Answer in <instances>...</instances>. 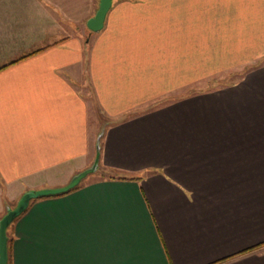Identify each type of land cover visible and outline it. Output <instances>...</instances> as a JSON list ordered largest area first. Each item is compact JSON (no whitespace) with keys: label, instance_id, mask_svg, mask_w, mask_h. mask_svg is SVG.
Masks as SVG:
<instances>
[{"label":"crops","instance_id":"0c3cea01","mask_svg":"<svg viewBox=\"0 0 264 264\" xmlns=\"http://www.w3.org/2000/svg\"><path fill=\"white\" fill-rule=\"evenodd\" d=\"M99 3L0 0L12 264H264V0Z\"/></svg>","mask_w":264,"mask_h":264},{"label":"water","instance_id":"95a60500","mask_svg":"<svg viewBox=\"0 0 264 264\" xmlns=\"http://www.w3.org/2000/svg\"><path fill=\"white\" fill-rule=\"evenodd\" d=\"M114 0H100V6L98 11L95 14V18L89 20L87 22V27L92 32H98L101 31L104 22L106 19V15L108 11L112 7V2ZM101 135L99 136L98 144H97V154L93 165L91 168L79 172V174L75 175L71 181L64 187H55V188H44L43 190H31L27 193H25L17 203V206L15 208H8L7 213L2 217L0 220V264H8L9 260V254H8V228L9 226L20 217V215L26 211L30 203L32 201L42 199L43 197H50V196H56L61 194H66L69 191L73 190L74 188L78 187L82 181H84L89 175L92 173H95L99 168V159H100V139Z\"/></svg>","mask_w":264,"mask_h":264},{"label":"trees","instance_id":"16d2710c","mask_svg":"<svg viewBox=\"0 0 264 264\" xmlns=\"http://www.w3.org/2000/svg\"><path fill=\"white\" fill-rule=\"evenodd\" d=\"M82 185V183L78 186V187H76V188H74L73 190H71V191H69L68 193H72V192H74V191H77V190H79L80 189V186ZM68 193H66V194H61V195H56V196H50V197H43L42 199H38V200H44V199H46V198H56V197H59V196H65V195H68ZM32 203H33V201L30 203L31 205L30 206H32ZM30 206H29V208H30ZM28 208V209H29ZM27 209V210H28ZM26 210V211H27ZM26 211H24L21 215H23ZM20 215V216H21ZM18 219H20V217L18 218ZM18 219H16L14 222H16ZM1 220V219H0ZM13 222V223H14ZM12 223V224H13ZM12 224L9 226V228H8V254H9V260H8V264H12V254H11V247H12V237L9 235V232H10V228H11V226H12Z\"/></svg>","mask_w":264,"mask_h":264},{"label":"rangeland","instance_id":"374dc122","mask_svg":"<svg viewBox=\"0 0 264 264\" xmlns=\"http://www.w3.org/2000/svg\"><path fill=\"white\" fill-rule=\"evenodd\" d=\"M233 76H234V75H233ZM233 76H232V74H231L230 77L233 78ZM233 80H235V79H233ZM233 80H232V81H233ZM91 178H92V176H91L90 178L85 179L84 181H82V184H83L84 182L88 181V180L91 179ZM16 206H17V205H16ZM16 206H15V207H16ZM15 207H11V208L13 209V208H15ZM9 235L11 236V232H9Z\"/></svg>","mask_w":264,"mask_h":264}]
</instances>
